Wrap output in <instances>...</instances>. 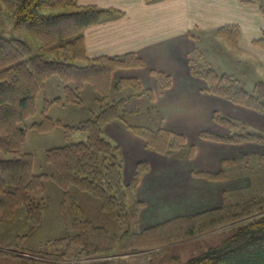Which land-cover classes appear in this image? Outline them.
<instances>
[{
  "label": "trees",
  "instance_id": "obj_1",
  "mask_svg": "<svg viewBox=\"0 0 264 264\" xmlns=\"http://www.w3.org/2000/svg\"><path fill=\"white\" fill-rule=\"evenodd\" d=\"M239 1L257 4L264 16V0ZM115 12L117 11L114 9L95 5H80L78 0H18L15 4V27L31 32L35 39L31 43L22 38L8 37L0 31V153L13 155L0 158V211L9 215L16 206L25 205L32 226L37 227L43 219L45 203L37 201L35 196L44 188V180L51 178L64 190L62 203L68 199L74 207L80 209L71 191L73 187L98 198L105 211L128 225L123 235L131 231L129 238L135 246L180 240L244 219L223 231L220 242L178 264H264V215L252 216L254 213L246 212L247 202L179 216L145 230H130L137 222L144 205L138 199L137 187L149 166L146 162H140L133 181L125 183L120 147L107 135L106 124L111 121L123 124L142 136L148 148L166 155L192 158L196 148L188 144L181 133L163 126L153 129L131 124L127 120L124 107L133 98L154 96V91L143 88L138 78L116 79L113 76L117 68L143 66L144 61L136 53L95 57L87 54L85 28ZM219 31L232 41L237 40L240 34L237 25L224 26ZM254 43L264 48V32ZM36 46L40 51L34 50ZM155 73L160 93H163L171 85L170 77L162 72ZM196 73L206 79V91L264 113V80L256 82L249 90L241 79L221 73L213 67ZM54 75L60 77L67 101L84 102L82 91L85 87H90L95 91L98 108L92 109L89 118L70 126V129L86 131L87 138L48 149L46 158L52 171L50 174H37L34 172L33 153L21 151L28 129L47 131L62 123L44 115L42 121L34 122L30 127L20 124L35 114L38 95ZM46 101L62 102L63 96L50 100L46 98ZM214 119L228 126L232 132L223 135L204 130L200 133L201 137L223 142L252 141L264 144V132L219 112L214 114ZM194 174L210 179L226 177L224 170L219 173L196 171ZM73 225L79 228V232L72 236L73 242L78 246L74 252L101 256L119 251L117 247L121 235L111 233L85 217L77 218ZM71 246L72 241L70 249ZM25 257L27 264H60L46 256ZM123 262V259L113 258L97 259L85 264H124Z\"/></svg>",
  "mask_w": 264,
  "mask_h": 264
},
{
  "label": "crops",
  "instance_id": "obj_2",
  "mask_svg": "<svg viewBox=\"0 0 264 264\" xmlns=\"http://www.w3.org/2000/svg\"><path fill=\"white\" fill-rule=\"evenodd\" d=\"M78 4L117 11L85 28L86 52L90 57L134 52L144 61L143 66L120 67L113 73L116 79L138 78L143 88L154 91L153 97L133 98L124 107L126 117L140 110H157L163 127L183 134L188 144L196 148L192 158L166 155L148 148L142 136L123 124H106L107 135L120 147L125 183L133 181L140 162L149 166L137 187L138 199L144 203L141 214L167 212L172 214L171 218L184 216L220 207L225 204L223 196L230 197L245 189V179L250 178L243 168L251 155L264 157V144L223 142L203 138L200 133L232 132L214 119L216 112L264 132V113L206 91V79L196 73L203 68L195 66L197 60L192 55L200 51L197 40L201 30L230 40L219 28L237 25L239 37L230 41L255 55L264 66V48L254 43L264 32V16L258 5L239 0H78ZM156 71L171 80L163 93ZM222 170L226 177L221 179L194 174Z\"/></svg>",
  "mask_w": 264,
  "mask_h": 264
},
{
  "label": "rangeland",
  "instance_id": "obj_3",
  "mask_svg": "<svg viewBox=\"0 0 264 264\" xmlns=\"http://www.w3.org/2000/svg\"><path fill=\"white\" fill-rule=\"evenodd\" d=\"M17 1L0 0V31L8 37H18L33 43L34 34L15 27L14 10ZM58 10L60 11V9ZM201 32L207 31L201 30L198 33L200 37L197 40V47L200 51L192 55V59L197 60L195 64L197 68L213 67L221 73L225 72L233 75L245 82L246 88L249 90L260 79H264V66L262 61L257 59L255 55L246 52L245 49H240L239 46H236L235 43L221 34ZM34 50L40 51L37 46ZM61 95L63 96L62 102L47 103L48 101H46V98L50 100ZM82 95L84 97L82 103L67 101L61 79L59 76L54 75L48 79L46 86L38 95L35 114L20 124L23 127H30L32 123L42 121L44 115H48L54 120H60L62 123V125L58 124L47 131L38 128L28 129L21 151L33 153L35 173H51L52 167L46 158L48 149L87 138L86 131L76 128L70 129V126L89 118L92 115V109L98 108L96 94L92 88L85 87ZM126 118L131 124L145 125L155 129L162 126L161 116L157 110H153L151 113L140 110L128 114ZM11 156L13 155L10 153H0L1 159ZM243 169L247 172L246 176L250 178L245 179V189L236 191L230 197L223 196L225 204L220 207L208 208L200 212L194 211L186 215L198 214L222 208L224 205L242 204L244 202H247L245 211L254 213L252 216L264 215V201L261 200L264 199V157L262 155H251ZM44 182V188L35 196L37 201L42 200L45 203L43 219L37 227L32 226L33 223L25 205L16 206L13 213L9 215H5L0 211V264H27L25 256H46L60 264H85L97 259L107 260L113 258L123 259L124 264H178L220 242L224 234L223 231L229 230L234 225L244 221V219L238 220L180 240L140 247L133 245V241L131 242L129 238L131 231L123 235L128 225L121 223L119 218L105 211L98 198L87 191L73 187L71 191L80 205V209H78L68 199L62 203L64 190L53 179L46 178ZM205 183L203 181V184ZM188 185L191 186V184ZM205 197L210 198L207 195ZM252 200L261 201L254 202ZM141 210L137 222L130 228L132 231L145 230L167 220L183 216L179 215L171 218L172 214L167 212L159 215L150 212L141 214ZM79 217H85L93 224L103 226L111 233L121 235L117 247L119 251L115 252L116 254L101 256H88L84 253L74 252L78 246L73 242L72 236L79 232V228L77 225H73V221ZM168 217L170 218L168 219ZM71 241L72 246L70 249ZM17 254L23 255L25 258Z\"/></svg>",
  "mask_w": 264,
  "mask_h": 264
}]
</instances>
